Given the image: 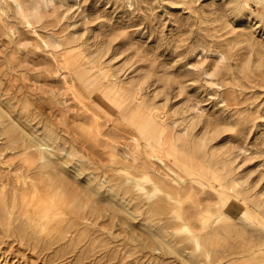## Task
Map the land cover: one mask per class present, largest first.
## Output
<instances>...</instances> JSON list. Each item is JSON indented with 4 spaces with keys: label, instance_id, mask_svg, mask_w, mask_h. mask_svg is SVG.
Wrapping results in <instances>:
<instances>
[{
    "label": "rangeland",
    "instance_id": "obj_1",
    "mask_svg": "<svg viewBox=\"0 0 264 264\" xmlns=\"http://www.w3.org/2000/svg\"><path fill=\"white\" fill-rule=\"evenodd\" d=\"M105 92L122 106L111 122ZM158 151L178 189L151 172ZM205 222L222 228L207 251ZM262 251L264 0H0V264Z\"/></svg>",
    "mask_w": 264,
    "mask_h": 264
},
{
    "label": "bare ground",
    "instance_id": "obj_2",
    "mask_svg": "<svg viewBox=\"0 0 264 264\" xmlns=\"http://www.w3.org/2000/svg\"><path fill=\"white\" fill-rule=\"evenodd\" d=\"M87 96H88V98L90 99V101L92 102L93 101V103H94V98L91 96V94H87ZM100 98H101V101H102V109H98V110H96L97 112H100V113H103L104 115H105V118H107V120L109 121V122H111V121H113V119L116 117V115L119 113H121L122 112V106L120 105V103L117 101V100H114V98H112V97H109L108 96V92H105V93H103L102 95H100L99 96ZM90 102V103H91ZM90 103H88V105L90 106ZM90 109H92V110H94L95 111V108L93 107V106H90ZM95 114H96V112H95ZM98 114H96V116H97ZM100 115V114H99ZM117 118V117H116ZM115 118V119H116ZM142 130H143V133H147V135H149L150 137L152 136L153 138H156L157 137V144L158 145H160L159 147L160 148H162V150H165V152L168 154H166V156H168L169 157V155H170V157H171V154H172V152H174L176 149L175 148H173V145H172V142H171V140H170V138H169V135H168V133H165L164 132V130H163V128L162 127H160V128H153L150 124H144L143 126H142ZM14 131V130H13ZM145 131H147V132H145ZM152 133H154V134H152ZM141 134L142 133H140V136H141ZM155 134H156V136H155ZM144 135V134H143ZM143 135H142V138H143ZM147 135H145L146 137H147ZM51 136V135H50ZM140 136H139V140H138V146H140V147H145V146H147V147H152V142H151V140H148V139H146L145 137V140H147V141H144V139H143V141L141 140V138H140ZM148 138V137H147ZM154 141V140H153ZM155 142V143H156ZM33 145V144H32ZM118 145H119V142H115V144H114V147L116 146V147H118ZM156 145V144H155ZM157 145V146H158ZM44 145H40L39 146V150H40V154H42V152H44V150H45V148L43 147ZM46 146V145H45ZM31 147V146H30ZM46 147H48V146H46ZM156 148V147H155ZM154 148V149H155ZM146 149H148V148H146ZM153 149V148H152ZM152 149H150L151 151H152ZM157 149V148H156ZM158 150V149H157ZM161 150V151H162ZM50 151V150H49ZM156 151V150H155ZM148 152H149V150H148ZM153 153H154V150H153ZM177 153H178V151H177ZM152 154V153H151ZM159 154H162V153H159V151H158V154L157 155H150V153H149V157H150V162H151V172L156 176V178L157 179H159V180H164V181H167L168 182V185L170 186V188L169 189H178L179 187V185L178 186H176L175 185V183H173L174 182V180L173 179H170L169 178V173H171V172H166V171H164V167L167 165L166 163L167 162H164V160L161 158V157H159L158 155ZM164 154V153H163ZM158 156V157H157ZM162 156V155H161ZM165 155H163V157H164ZM41 157V156H40ZM168 157H166V159L168 158ZM169 157V158H170ZM176 158L177 156H173L172 158ZM168 158V159H169ZM178 159V158H177ZM176 159V160H177ZM174 161H175V159H174ZM178 161H179V159L176 161V165L177 166H180V165H178V164H180V163H178ZM51 162H54V161H52L51 160ZM182 163H184L183 161H181ZM55 163V162H54ZM161 166L162 165V168L161 167H159V166ZM167 166H169V165H167ZM186 166H187V164H186ZM170 167V166H169ZM184 167H185V163H184ZM147 167L146 166H143L142 167V170H145ZM181 168H182V166H181ZM183 169V168H182ZM189 169V168H188ZM183 170H185V171H187L186 170V168H184ZM169 171H174V170H169ZM188 172V171H187ZM193 172V171H192ZM146 173V172H145ZM190 172H188V174H189ZM175 174H176V172H175ZM192 173H190L189 175L190 176H193L194 175V173H193V175H191ZM200 175V174H199ZM170 176H172V175H170ZM175 176V175H174ZM176 176H179L178 174H176ZM197 175H195V177H196ZM202 175H200V177H201ZM178 178V177H177ZM149 179H151L150 177H149ZM181 179V178H180ZM179 179V180H180ZM175 185V186H174ZM232 186V185H231ZM223 187V186H222ZM233 187V186H232ZM229 190H230V188H228ZM216 190H217V188H216ZM224 190V189H223ZM45 191H46V193H47V196H54V194H52V191H53V189L50 187V186H48L46 189H45ZM177 191V190H176ZM218 192H220V190H218ZM236 193V192H235ZM225 195H227L226 194V192L225 191H221V194H220V198H221V200H222V202L226 205V206H230V204H228L229 202L227 201V200H225ZM229 196V195H228ZM242 200V199H241ZM54 200H50L49 202H53ZM243 201H244V199H243ZM46 202H48V200L46 201ZM246 202V201H245ZM44 204H46L45 203V201L43 202ZM221 203V202H220ZM226 206L224 207L225 209H227L226 208ZM51 208H52V203H50V204H46V209H44L43 208V206H42V208H40V207H38V208H36V210H51ZM205 209H208V207H207V205H205V207H204ZM227 211H229V209H227ZM258 212V211H257ZM221 215H223V214H221ZM262 215V214H261ZM260 215V216H261ZM223 217V216H222ZM225 217V216H224ZM223 217V218H224ZM223 218H221V219H223ZM224 219H226V217L224 218ZM223 219V220H224ZM228 219V218H227ZM230 219V218H229ZM218 220H216V222H217ZM226 221V220H225ZM213 223H214V221H213ZM203 230H204V235H203V238H205V240H206V243H205V245H204V249H205V251H207L208 250V244H207V240H209V236L211 235V234H214V235H217V234H219V233H221L222 232V228H220L219 226H217V227H211L210 226V224H209V222H205L204 223V225H203ZM209 253V252H208ZM232 254H242L243 256L245 255L243 252H232ZM249 255H251V254H249ZM254 255V257H255V261L254 262H249V264H264V251H262L260 254H258V253H254L253 254ZM206 256H207V254H206ZM221 259V258H220ZM223 260V259H222ZM222 260H218V261H222ZM245 260V259H244ZM207 264V263H206Z\"/></svg>",
    "mask_w": 264,
    "mask_h": 264
}]
</instances>
